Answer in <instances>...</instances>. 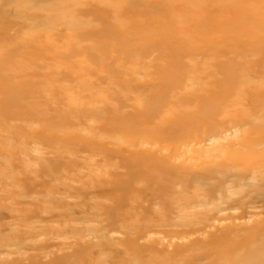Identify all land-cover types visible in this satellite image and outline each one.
<instances>
[{"label": "rangeland", "instance_id": "374dc122", "mask_svg": "<svg viewBox=\"0 0 264 264\" xmlns=\"http://www.w3.org/2000/svg\"><path fill=\"white\" fill-rule=\"evenodd\" d=\"M213 84L223 101L195 99ZM250 253H264V0H0V264Z\"/></svg>", "mask_w": 264, "mask_h": 264}, {"label": "bare ground", "instance_id": "6f19581e", "mask_svg": "<svg viewBox=\"0 0 264 264\" xmlns=\"http://www.w3.org/2000/svg\"><path fill=\"white\" fill-rule=\"evenodd\" d=\"M189 82H191V79H190V81ZM214 85V88L215 89H210V90H212V91H209V93L207 94L206 93V95H204V94H202L201 96L200 95H197V97H195V99H200V101H203V100H206L208 97H216V98H213V99H215L216 101H223L224 99H225V96L227 95V93H222L221 91H219L218 90V88H216V87H218L217 85H215V84H213ZM208 91V90H207ZM221 199V198H220ZM198 203V202H197ZM195 205V204H194ZM205 205V202H203V203H201V205H200V207L201 206H204ZM237 207L238 206H236V205H234V204H227V205H219V206H217L216 207V212L217 213H222V212H224V211H228V210H233V209H237ZM245 207V206H244ZM202 208V207H201ZM219 220H221V218L219 219ZM173 224V223H172ZM183 226V225H182ZM168 227H169V225H168ZM232 231V230H231ZM231 231H229V230H227L225 233H222V234H219L218 236H216L217 237V239H219V238H222L221 239V241L222 240H224L223 238H225L226 237V235L227 234H231L230 232ZM242 242L243 241H238V243H235V244H233V245H230L228 248H227V250H225L224 252H221V253H224V254H228V253H230V252H233L234 250H236L238 247H239V244H242ZM260 247V246H259ZM11 248V247H10ZM225 248V247H224ZM7 250V249H6ZM9 250V249H8ZM220 253V254H221ZM255 253V252H254ZM254 253H250V254H248L247 256H245L241 261H239V263H237V264H261V262L260 261H264V253L263 254H254ZM2 254V253H1ZM7 254V253H6ZM220 262V261H219Z\"/></svg>", "mask_w": 264, "mask_h": 264}]
</instances>
